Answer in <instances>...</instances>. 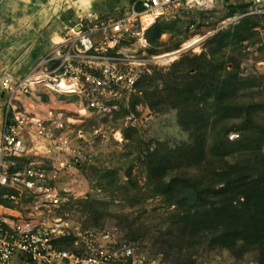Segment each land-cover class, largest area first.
I'll use <instances>...</instances> for the list:
<instances>
[{
	"label": "rangeland",
	"instance_id": "374dc122",
	"mask_svg": "<svg viewBox=\"0 0 264 264\" xmlns=\"http://www.w3.org/2000/svg\"><path fill=\"white\" fill-rule=\"evenodd\" d=\"M80 1L0 0V79L6 72H24L39 51L49 44L50 29L63 19L80 14ZM119 1L84 2L110 12ZM245 11L242 6H222L158 18L145 30L146 45L137 52L150 57L164 56V63L148 65L149 71L144 72L141 80L151 89L155 85L162 88L165 81L171 79L176 62L203 51L209 52L215 45L210 42L220 32L226 33L224 42L228 45L223 48L224 52L215 54L216 58L234 56L239 61L240 72L254 70L264 74V16H240ZM154 25L162 30L159 35L149 32ZM194 38L198 42L187 45ZM259 99H263L259 104L264 122L263 91ZM27 103H30V109L42 114L49 110L64 111L71 118L72 135L75 137L81 131L84 136L74 139L75 143L90 155L85 162L63 170L47 162L52 184L68 199L57 213H69L74 221L81 222L86 228L116 227L121 237L134 244L137 251L168 264H257L255 251L248 250L236 257L227 250L210 248L206 243L181 250L168 239L174 205L148 178L147 163L150 151L157 157L176 159L171 154H178L180 142L188 135L176 108L148 105L149 110L138 113L137 123L131 125L126 123L123 113L99 118L78 112V100L73 95L40 91ZM1 110L3 100L0 98V122ZM236 136V132L229 134L230 138ZM207 155L215 157L212 151ZM53 161L57 163V160ZM10 193L16 195L17 202L12 204L4 200L3 204L17 208L23 214L36 210L35 204H31L35 197L25 188L1 190L2 195ZM65 245L69 246V243ZM10 264L28 263L14 257Z\"/></svg>",
	"mask_w": 264,
	"mask_h": 264
},
{
	"label": "built area",
	"instance_id": "2783aa9c",
	"mask_svg": "<svg viewBox=\"0 0 264 264\" xmlns=\"http://www.w3.org/2000/svg\"><path fill=\"white\" fill-rule=\"evenodd\" d=\"M222 6L245 7L240 16H264V0H131L105 15L88 9L75 21L63 19L49 46L24 72L1 77L0 264H10L14 257L28 264H168L137 251L116 227L86 228L69 213L56 212L68 199L52 184L47 162L63 170L90 155L75 143L84 136L81 131L72 135L64 111L42 114L27 102L40 91L73 95L78 112L99 118L123 113L126 123L135 125L137 114L149 110L142 98V75L148 65L164 63L159 55L137 52L146 45L145 30L158 18ZM5 187L28 190L36 210L23 214L3 204L1 198L17 202L14 193L1 194Z\"/></svg>",
	"mask_w": 264,
	"mask_h": 264
},
{
	"label": "trees",
	"instance_id": "16d2710c",
	"mask_svg": "<svg viewBox=\"0 0 264 264\" xmlns=\"http://www.w3.org/2000/svg\"><path fill=\"white\" fill-rule=\"evenodd\" d=\"M225 34L215 36L209 52L176 62L162 88L141 80L144 102L176 108L188 134L174 161L150 151L147 175L174 205L168 239L176 247L206 243L236 257L250 250L264 264V74L240 72L234 56L215 57L228 45Z\"/></svg>",
	"mask_w": 264,
	"mask_h": 264
},
{
	"label": "crops",
	"instance_id": "0c3cea01",
	"mask_svg": "<svg viewBox=\"0 0 264 264\" xmlns=\"http://www.w3.org/2000/svg\"><path fill=\"white\" fill-rule=\"evenodd\" d=\"M84 1H86V0H81L80 1V4L78 5L79 6V12H80V14H83L86 10H88V9H93L94 11H96V12H98V13H100V14H103V15H105V14H110V13H116L118 10H120V9H122V8H124V7H127V5L130 3V1L131 0H120L116 5H115V7H114V11H110V12H104V11H101V10H99V9H97V7H95L94 5H92L91 3H88V2H84ZM80 14H77V15H80ZM62 26V22L60 23V22H58L56 25H54V28H51L50 30L52 31L51 32V36H50V38L55 34V32L60 28ZM50 42V41H49ZM49 46V44L47 45V47ZM47 47H44L43 49H41L40 51H39V53L40 52H42L43 50H45ZM38 53V54H39ZM37 54V55H38Z\"/></svg>",
	"mask_w": 264,
	"mask_h": 264
},
{
	"label": "bare ground",
	"instance_id": "6f19581e",
	"mask_svg": "<svg viewBox=\"0 0 264 264\" xmlns=\"http://www.w3.org/2000/svg\"><path fill=\"white\" fill-rule=\"evenodd\" d=\"M149 18H150V20L153 19L152 17H149ZM197 42H198V39L197 38H194V39L188 41L187 45H195ZM160 57H162L161 60L164 58V56H161V55H160ZM173 59L174 58H171L170 60H173Z\"/></svg>",
	"mask_w": 264,
	"mask_h": 264
},
{
	"label": "water",
	"instance_id": "95a60500",
	"mask_svg": "<svg viewBox=\"0 0 264 264\" xmlns=\"http://www.w3.org/2000/svg\"><path fill=\"white\" fill-rule=\"evenodd\" d=\"M73 20L75 21V20H76V18L74 17V18H73Z\"/></svg>",
	"mask_w": 264,
	"mask_h": 264
}]
</instances>
